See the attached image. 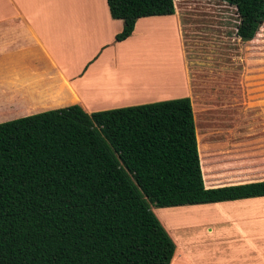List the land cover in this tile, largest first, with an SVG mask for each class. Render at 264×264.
Listing matches in <instances>:
<instances>
[{
    "label": "trees",
    "instance_id": "obj_1",
    "mask_svg": "<svg viewBox=\"0 0 264 264\" xmlns=\"http://www.w3.org/2000/svg\"><path fill=\"white\" fill-rule=\"evenodd\" d=\"M177 0H105L120 20L174 13ZM235 8L253 38L264 0ZM264 197V180L204 188L187 97L87 114L70 105L0 123V264H169L174 244L150 210Z\"/></svg>",
    "mask_w": 264,
    "mask_h": 264
},
{
    "label": "crops",
    "instance_id": "obj_2",
    "mask_svg": "<svg viewBox=\"0 0 264 264\" xmlns=\"http://www.w3.org/2000/svg\"><path fill=\"white\" fill-rule=\"evenodd\" d=\"M176 15L174 6V16L167 24L176 32L180 85L169 86L167 92L176 93L167 97L136 101L113 91L120 84L128 93L132 89L127 88L128 75L118 66L119 46L136 34L140 22L149 19L136 20L131 35L114 42L122 23L109 17L105 0H0V123L70 105L90 114L187 96ZM261 91L249 100L251 107L242 117L241 141L257 153L256 164L264 166V89ZM212 183L206 186L203 181V186L245 184ZM220 203L209 206L208 221L192 217L186 232L176 224V249L190 254L194 264H264V198ZM188 209L192 216L199 213L194 210L197 207ZM181 258L172 256L169 264H178Z\"/></svg>",
    "mask_w": 264,
    "mask_h": 264
},
{
    "label": "rangeland",
    "instance_id": "obj_3",
    "mask_svg": "<svg viewBox=\"0 0 264 264\" xmlns=\"http://www.w3.org/2000/svg\"><path fill=\"white\" fill-rule=\"evenodd\" d=\"M179 2L173 4L187 95L181 97H188L192 107L204 184L228 185L263 180L264 174L260 171H264V166L256 164L257 153L242 143L241 127L242 117L251 107L249 100L264 89V22L251 40L241 41L235 35L239 19L234 7L220 0ZM173 16L174 13L168 17L147 18L150 21L140 22L136 34L119 46L118 66L124 70L123 74L128 75L127 88L132 89L128 93L120 84L113 89L117 95L140 101L176 93L167 92L169 86L180 85L176 32L167 24L171 23ZM166 34L167 41L163 42ZM221 204L150 207L174 244L172 256L182 257L178 264L194 262L190 254L185 255L187 252L176 249L177 233L173 232L176 224H181L178 226L186 232L192 217L202 218L198 221L204 223L209 219L206 218L209 206ZM193 207L199 208L194 209L199 212L194 216L188 213L192 210L188 208ZM202 207L205 209H200ZM181 210L184 215L180 214ZM206 246L210 247V244Z\"/></svg>",
    "mask_w": 264,
    "mask_h": 264
}]
</instances>
